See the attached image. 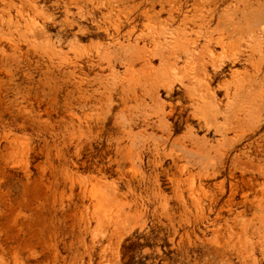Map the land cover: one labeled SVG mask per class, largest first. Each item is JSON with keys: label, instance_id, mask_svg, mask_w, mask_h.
Segmentation results:
<instances>
[{"label": "rangeland", "instance_id": "obj_1", "mask_svg": "<svg viewBox=\"0 0 264 264\" xmlns=\"http://www.w3.org/2000/svg\"><path fill=\"white\" fill-rule=\"evenodd\" d=\"M0 264H264V0H0Z\"/></svg>", "mask_w": 264, "mask_h": 264}, {"label": "bare ground", "instance_id": "obj_2", "mask_svg": "<svg viewBox=\"0 0 264 264\" xmlns=\"http://www.w3.org/2000/svg\"><path fill=\"white\" fill-rule=\"evenodd\" d=\"M136 54V53H135ZM131 61V64H132V60H130ZM134 61V60H133ZM128 67V66H127ZM131 71V70H130ZM169 89V88H168Z\"/></svg>", "mask_w": 264, "mask_h": 264}]
</instances>
